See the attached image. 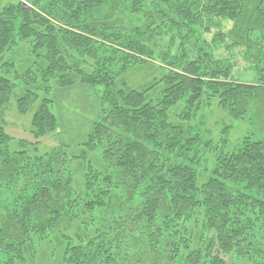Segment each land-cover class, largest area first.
Instances as JSON below:
<instances>
[{"label": "trees", "instance_id": "obj_1", "mask_svg": "<svg viewBox=\"0 0 264 264\" xmlns=\"http://www.w3.org/2000/svg\"><path fill=\"white\" fill-rule=\"evenodd\" d=\"M78 87L94 104L78 151L38 155ZM11 100L34 143L0 126V264L44 244L53 264H264V0H0ZM214 108L251 129L204 138Z\"/></svg>", "mask_w": 264, "mask_h": 264}, {"label": "rangeland", "instance_id": "obj_2", "mask_svg": "<svg viewBox=\"0 0 264 264\" xmlns=\"http://www.w3.org/2000/svg\"><path fill=\"white\" fill-rule=\"evenodd\" d=\"M13 1L14 0H4V3H13ZM121 8L122 10L125 9V7L123 6H121ZM224 25L226 29H229L231 27L230 22H226ZM206 38L210 39V36L208 35ZM26 49L27 47L23 46L21 52H24ZM219 53H221V58H231L230 53L224 52V50L222 49ZM7 58L13 59L14 54L9 55ZM22 58L23 56L16 55V70L20 71V66H22L20 61H22ZM237 58L238 56L232 58L233 62L238 66L237 70L235 71L236 74L244 80L249 79V77H251V74L247 70L245 71L246 64L244 62L242 63L240 60H237ZM8 77L14 80V74L8 75ZM131 78L138 84H144L148 81L149 77L148 74H136ZM60 94L61 99H63V94ZM90 95H92L91 91L80 87L66 93L65 99L62 100L61 103L62 106L58 110L54 111L59 122L57 132L39 139V145L36 149L38 150V155H44L45 153L51 151V149H54L59 145H68L71 152L78 151L76 150V147L74 145L82 140L84 134L86 133V129L89 126V121L94 117V114H91V111H93L94 113V109H92V105L94 106V104L90 101ZM31 115V112H28V114L26 115H19L16 111L14 100H11L10 103L0 111V126H2L5 129L6 133L14 138V140H24L32 144L34 143V139L29 133ZM186 125L193 126L194 124L191 122L187 123ZM223 129H225L224 136H226V140L228 141L227 144L231 145L246 133H248L251 127L245 120L232 121L226 112L218 110L217 108L212 109L210 112H206L204 125L202 126L200 131V133L203 134V137H206V130H209L210 138L216 140L218 135L222 134L221 131ZM221 153H223V151H212V153H209L207 155L208 157L206 156L207 159L205 161L207 162H203L202 159V164H209L216 155H220ZM50 249L51 245L44 244L38 251L40 252V256L38 257L37 262H42V264H53L50 261L51 257L49 258L50 254H48V252H50ZM235 264L248 263L242 259H237L235 261Z\"/></svg>", "mask_w": 264, "mask_h": 264}]
</instances>
